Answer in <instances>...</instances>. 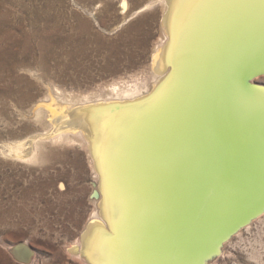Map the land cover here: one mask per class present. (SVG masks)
I'll use <instances>...</instances> for the list:
<instances>
[{
    "label": "bare ground",
    "instance_id": "1",
    "mask_svg": "<svg viewBox=\"0 0 264 264\" xmlns=\"http://www.w3.org/2000/svg\"><path fill=\"white\" fill-rule=\"evenodd\" d=\"M167 1L153 90L81 95L67 105L48 84L44 110L34 112L61 122L50 137L80 140L92 156L100 214L80 246L91 264H214L226 243L264 217V0ZM64 2L0 0V76H13L2 90L8 95L33 85L19 74L22 65L66 55L59 43H86L84 18L64 28ZM71 29L73 39L62 36ZM35 139L18 153L30 157ZM16 252L22 261L31 256Z\"/></svg>",
    "mask_w": 264,
    "mask_h": 264
},
{
    "label": "rangeland",
    "instance_id": "2",
    "mask_svg": "<svg viewBox=\"0 0 264 264\" xmlns=\"http://www.w3.org/2000/svg\"><path fill=\"white\" fill-rule=\"evenodd\" d=\"M167 2L65 0L60 4L67 18L64 28L79 27V18H84L91 30L86 43H59V52L66 54L60 59L22 65L19 74L33 85L21 87L18 98L2 91L11 88L13 76L8 71L0 76V264H91L80 246L94 213L100 214L101 184L92 156L80 140L50 137L61 122H48L46 116V121L39 120L34 112L49 98L48 84L54 86V95L73 103L81 95H147L156 85L154 55L167 40ZM22 17L18 14L15 20ZM72 32L63 31L62 36L73 39ZM72 51L77 52L73 59L67 55ZM258 81L264 84V77ZM33 139L32 155L19 154ZM260 219L226 243L214 264H264V217ZM23 248L30 252V261H22L16 252Z\"/></svg>",
    "mask_w": 264,
    "mask_h": 264
},
{
    "label": "water",
    "instance_id": "3",
    "mask_svg": "<svg viewBox=\"0 0 264 264\" xmlns=\"http://www.w3.org/2000/svg\"><path fill=\"white\" fill-rule=\"evenodd\" d=\"M256 77H253L252 79H250V81H252V80H254ZM264 211V210H263ZM257 216H255V217H252V219L251 220H253L254 218H256ZM250 220V221H251ZM249 221V222H250ZM246 223V224H244V225H242V227H240V228H243V227H245V226H247L248 224H250V223ZM240 228L235 232V233H237L239 230H240ZM235 233H233L231 236H233ZM231 236H230V238H231ZM229 240V239H228ZM221 252L222 251H220V253H217V254H215L213 257H216V256H218V255H220L221 254ZM213 257H211V258H213ZM210 259V258H209ZM209 259H207V260H209Z\"/></svg>",
    "mask_w": 264,
    "mask_h": 264
}]
</instances>
